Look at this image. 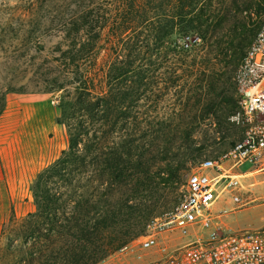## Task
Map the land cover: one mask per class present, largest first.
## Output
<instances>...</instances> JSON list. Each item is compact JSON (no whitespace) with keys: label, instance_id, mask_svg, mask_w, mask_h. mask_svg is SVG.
<instances>
[{"label":"rangeland","instance_id":"1","mask_svg":"<svg viewBox=\"0 0 264 264\" xmlns=\"http://www.w3.org/2000/svg\"><path fill=\"white\" fill-rule=\"evenodd\" d=\"M109 1L0 0V104L4 103L0 112V229L12 212L22 218L35 210L31 186L36 174L53 162L61 150L67 149V129L57 121L61 100L69 101L78 87L84 86L86 80L88 83L86 74L108 65L103 48H95L91 55L86 51L77 52V57L71 59L75 51L69 46L72 42L69 35L74 30H70L72 26L68 22L95 20L101 13L99 7ZM248 14L245 31L241 27L237 29L240 37L231 38L223 31L216 38L210 36L207 42L209 46L215 44L212 40L223 42L222 49L217 45L218 55L211 60L213 69L222 73V84L214 93L207 91L199 80L207 40L191 34L181 37L178 29L174 30L158 56L151 59L155 60L156 67L147 73L152 81V72L156 69L153 79L157 82L149 85L152 91H146L147 100L141 101L142 106L137 110L142 120L150 122L143 126L144 132L152 134L153 131L156 135L160 125L164 126L169 136L163 139L171 147L167 161L171 168L156 153L149 166L148 176L152 178L148 189H142L138 195L139 202L152 210L151 220L170 211L180 201L188 174L196 165L206 158L217 159L242 135L241 108L233 79L242 57L233 61L236 53L228 42L232 39L236 44L245 43V53L264 12L256 13L251 6L239 17ZM79 34L86 36L83 31ZM87 35L90 37L93 32ZM175 43L188 49L186 56L172 53ZM80 48L78 44L76 50ZM187 63L192 64L189 68L192 77L185 82L181 77ZM195 91L203 93L199 102L193 94ZM137 110L133 108L131 113L136 114ZM135 128L128 127L126 131L134 134ZM187 131H191L189 138L183 136ZM157 149L154 147L155 152ZM163 170H173L175 175L166 180L167 172L163 175ZM238 171L244 172L238 176L241 202L233 203L231 194L223 192L218 203L211 207L214 219L210 226H191L187 234L178 230L162 232L150 247L141 245L142 238L149 233L145 229L142 236L96 264H149L196 236L206 237L211 232H220L219 229L237 231L263 226L264 159L254 166L245 162ZM219 211H236L227 216L230 226L218 217Z\"/></svg>","mask_w":264,"mask_h":264},{"label":"trees","instance_id":"2","mask_svg":"<svg viewBox=\"0 0 264 264\" xmlns=\"http://www.w3.org/2000/svg\"><path fill=\"white\" fill-rule=\"evenodd\" d=\"M251 6L256 13L264 12V0H111L99 7L95 20L68 22L74 30L69 35L75 51L71 59L77 52L91 55L103 48L108 65L86 74L88 83L69 101L61 100L57 121L67 129V149L36 174L31 186L35 210L22 218L12 212L3 222L0 264H96L144 234L153 213L138 195L148 189L155 154L171 168L165 127L160 125L153 136L144 132L150 122L137 110L147 100L146 91H152L149 85L157 82L156 69L152 81L147 73L156 67L151 59L174 30L181 37L191 34L207 40L199 80L214 93L222 84V73L213 69L211 60L223 42H207L223 31L240 37L237 29H245L250 14L239 15ZM228 43L236 53L233 61L243 57L245 43ZM78 44L82 48L76 50ZM172 49L179 57L187 55L188 49L178 43ZM191 65L186 64L181 77L185 82L192 77ZM193 94L198 102L203 95ZM0 105L1 112L4 103ZM128 127H136L135 133L126 131ZM154 147L159 149L155 152ZM166 172V180L175 175L173 170Z\"/></svg>","mask_w":264,"mask_h":264},{"label":"built area","instance_id":"3","mask_svg":"<svg viewBox=\"0 0 264 264\" xmlns=\"http://www.w3.org/2000/svg\"><path fill=\"white\" fill-rule=\"evenodd\" d=\"M234 83L241 108L243 132L217 159L206 158L188 174L180 201L168 212L151 220L141 245L150 247L157 235L178 230L187 234L194 225L210 226L211 207L223 192L240 203L238 168L264 159V14L256 34L235 72ZM248 172V171H246ZM196 236L149 264H264V225L256 229L223 230Z\"/></svg>","mask_w":264,"mask_h":264},{"label":"crops","instance_id":"4","mask_svg":"<svg viewBox=\"0 0 264 264\" xmlns=\"http://www.w3.org/2000/svg\"><path fill=\"white\" fill-rule=\"evenodd\" d=\"M216 203H218L217 200L214 201L213 205H215ZM213 205H212V206H213ZM244 208H245V207H243V208H241V209H238V210H236V211L242 210V209H244ZM222 211H223V210H222ZM222 211H219V212H218V214H217L218 217H222V222H223L225 225L230 226V225H229V221H228L227 216H228L230 213H234V212H236V211L228 212V213H225V212L223 213Z\"/></svg>","mask_w":264,"mask_h":264}]
</instances>
